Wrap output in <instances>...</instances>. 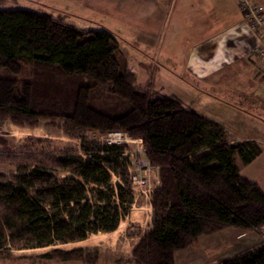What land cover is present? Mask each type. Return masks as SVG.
I'll return each instance as SVG.
<instances>
[{
  "label": "trees",
  "instance_id": "1",
  "mask_svg": "<svg viewBox=\"0 0 264 264\" xmlns=\"http://www.w3.org/2000/svg\"><path fill=\"white\" fill-rule=\"evenodd\" d=\"M106 30H87L29 10H0V120L57 122L76 150L1 155L0 254L85 241L114 232L134 202L126 145L87 140L121 132L140 139L158 169L150 228L118 264H175L174 255L227 228L259 231L264 193L240 177L261 153L174 96L137 91ZM115 179V182L112 180ZM80 249L41 260L72 261ZM85 261V264H92ZM220 264H264V243Z\"/></svg>",
  "mask_w": 264,
  "mask_h": 264
},
{
  "label": "crops",
  "instance_id": "2",
  "mask_svg": "<svg viewBox=\"0 0 264 264\" xmlns=\"http://www.w3.org/2000/svg\"><path fill=\"white\" fill-rule=\"evenodd\" d=\"M76 1L82 11L71 8V16L66 22L78 28L95 26L113 36L110 30L99 23L102 19L119 25L131 24L141 33L140 41L147 46L148 51L147 54L139 52V55L144 64H148L145 71L150 73L149 79L163 74L180 82H200L205 87L230 93L234 97L251 96L256 101L250 102L245 98V104L251 108L250 111L264 115V70L259 58L252 54L259 39L241 18L236 0ZM252 2L264 14V0ZM219 126L225 130L231 142L252 141L260 147V155L249 165L243 166L237 158L235 165L241 178L257 184L264 193V124L261 125V134L252 139L236 138L224 126ZM231 231L232 236L219 235L209 242L200 237L202 250L209 243L217 245L216 248L211 245L213 250H219L222 243L230 244L231 237H235L234 241L239 246L233 251L237 254L223 260L226 261L264 243V226L259 231ZM115 232L103 234L113 235ZM128 237L136 240L135 246L140 234L130 229ZM178 253L174 255L175 264ZM200 256L204 258L205 255L202 253Z\"/></svg>",
  "mask_w": 264,
  "mask_h": 264
},
{
  "label": "rangeland",
  "instance_id": "3",
  "mask_svg": "<svg viewBox=\"0 0 264 264\" xmlns=\"http://www.w3.org/2000/svg\"><path fill=\"white\" fill-rule=\"evenodd\" d=\"M76 0H0V10H29L39 14H43L61 21H67L71 16V8L77 12L82 9ZM102 27H106L113 33L115 46L123 56L128 67L126 78L131 86L137 91H145L155 96H175L180 98L186 106L198 115L210 120L214 123L224 126L231 135L240 139H252L261 134L264 123V115L259 112H252L244 100L256 101L251 96L234 97L227 93L212 90L205 87L200 82L188 80L180 82L170 79L165 75H157L152 79L150 73L147 74L148 64H144L139 52L147 54V46L140 41V32L131 24L119 25L114 21H105L100 19ZM98 23V22H97ZM84 29V28H83ZM90 30H100L95 26L85 28ZM117 37V38H115ZM162 61V60H161ZM0 73L1 70H0ZM105 136L96 134L87 135V140H97L105 142ZM80 140L70 139L65 136L57 122L49 120H37L34 125H17L8 118L0 120V156L12 154H32L39 150L48 151H65L76 150L79 148ZM128 151L135 158L144 160V148L140 153V145L137 143H127ZM32 152V153H31ZM237 160V159H236ZM238 161V160H237ZM239 162V161H238ZM15 173L14 165L9 162H0V174L10 175ZM243 174H245L243 172ZM142 176H148L150 191L158 187V174L150 171L142 172ZM116 180L113 179L112 182ZM157 186V187H156ZM152 194V193H151ZM134 202L129 209V217L123 218L119 224H123V229L119 234H103L98 233L89 235L86 242L76 245H55L42 249L31 250H11L7 257L0 254V264H85V261H92V264H118L117 260H126L129 258L130 251L135 239H130V229L139 232L140 235L147 232L150 228L151 195H143L140 190L135 192ZM233 231L230 228L217 232L213 235L202 236L201 239L207 241L211 238L220 236H232ZM119 235V237H116ZM235 237H231V243H226L219 250L214 243L207 245L202 250L203 244L200 239L192 247L177 254L176 264H220L227 257H231L236 252L233 248L239 245L234 241ZM216 241V240H215ZM209 242V241H208ZM222 242V238L219 239ZM75 244V243H74ZM211 245H213L211 247ZM224 246V247H223ZM80 249L82 252L77 254V258L61 262L41 260L39 256L54 250L64 252ZM217 252L219 254H217ZM205 255L204 258L200 254ZM213 256V257H212ZM211 259V260H210ZM215 261V262H214ZM222 261V262H221ZM211 262V263H210Z\"/></svg>",
  "mask_w": 264,
  "mask_h": 264
},
{
  "label": "built area",
  "instance_id": "4",
  "mask_svg": "<svg viewBox=\"0 0 264 264\" xmlns=\"http://www.w3.org/2000/svg\"><path fill=\"white\" fill-rule=\"evenodd\" d=\"M236 2L241 18L259 39V44L254 48L252 54L259 58L260 64L263 67L262 69L264 70V14L252 0H236ZM105 138V142L108 144L124 145L127 143H137L140 145L139 152L141 153L143 150L142 141L140 139H131L121 132L109 133L105 135ZM129 157L130 162L127 170L133 194L139 189L141 194L145 196L151 195L152 191H150L151 185L149 184L148 176H142L141 173L150 171L157 174L158 169L152 167L146 159L139 160L135 158L130 152Z\"/></svg>",
  "mask_w": 264,
  "mask_h": 264
},
{
  "label": "bare ground",
  "instance_id": "5",
  "mask_svg": "<svg viewBox=\"0 0 264 264\" xmlns=\"http://www.w3.org/2000/svg\"><path fill=\"white\" fill-rule=\"evenodd\" d=\"M122 229H123V224H119L118 227H117V229H116V232L114 234H119ZM86 241L87 240H85L83 242H86ZM83 242H81V243H83ZM77 244H80V242L77 243ZM67 245H76V243L75 244H65L64 246H67Z\"/></svg>",
  "mask_w": 264,
  "mask_h": 264
}]
</instances>
